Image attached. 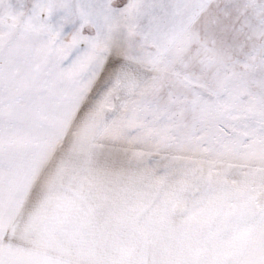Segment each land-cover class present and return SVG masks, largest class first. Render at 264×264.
I'll return each mask as SVG.
<instances>
[{"label": "snow or ice", "instance_id": "1", "mask_svg": "<svg viewBox=\"0 0 264 264\" xmlns=\"http://www.w3.org/2000/svg\"><path fill=\"white\" fill-rule=\"evenodd\" d=\"M250 120L260 165L229 182ZM54 155L62 193L24 220ZM230 198L258 245H153L177 209L219 234ZM0 264H264V0H0Z\"/></svg>", "mask_w": 264, "mask_h": 264}, {"label": "rangeland", "instance_id": "2", "mask_svg": "<svg viewBox=\"0 0 264 264\" xmlns=\"http://www.w3.org/2000/svg\"><path fill=\"white\" fill-rule=\"evenodd\" d=\"M253 90L257 91L256 89ZM166 92L167 89H165L161 95H166ZM245 99H247V97H245ZM185 119L190 121V114L186 115ZM246 123V131H248L249 134H242L240 135L239 139L242 145H251L252 148L249 149L248 147H241L238 151L229 154L227 158L233 166L231 168L222 167V174L229 182L239 183L243 179V173L249 172L251 169H254L260 165L257 151L259 148V141L251 134V130L255 127V124L251 120L247 121ZM224 131L229 137L237 135V133L233 132V130L230 128H225ZM67 154L66 146L63 159L67 158ZM63 159L55 155L50 157V162L45 165L43 175L35 184L32 194L29 197L26 209L24 213H22L24 220L27 219L29 212H34L39 209L41 205L45 204L51 195L54 193H62V190L66 184V177L62 178L60 174ZM163 163L164 161H161V164ZM105 171L110 172L112 175L118 174L111 166L106 168ZM122 171L124 173L138 172L140 171V168L137 166H132L130 168H125ZM221 202L222 203H220V205L223 206V209L230 207L231 211L233 212V217H236V220H233L232 225L226 230L220 232L221 234L226 235V239H223L224 242L217 241V237H219L221 234H216L215 239H213L215 243L209 245V247L215 249L216 251L237 252L239 251L241 245L239 242H248V244L253 246L258 245L260 243L261 236L257 224H255L253 220L252 222L247 220L248 218L250 219L252 217L249 209L243 206L242 202L236 198L226 199ZM109 209H107L106 206L102 212L98 214L97 218L102 219L104 215L108 214ZM167 218L170 219V215L165 219ZM170 223V220H165V223H163V221L161 222V224L158 226V234L153 239V245L155 247H159L161 244L166 243H174L180 246L190 245L192 240L187 238L186 232L184 231V235H182V231L180 229H172ZM239 233L240 235L243 234L242 238L236 236Z\"/></svg>", "mask_w": 264, "mask_h": 264}, {"label": "crops", "instance_id": "3", "mask_svg": "<svg viewBox=\"0 0 264 264\" xmlns=\"http://www.w3.org/2000/svg\"><path fill=\"white\" fill-rule=\"evenodd\" d=\"M222 203V202H220ZM109 207L111 208V205L107 206V209H109ZM223 211V206L219 205L218 208H210L207 210V215L209 217H213L216 215L217 211ZM184 212L181 209H177L175 212L170 214V219H164L163 223H165V220H170V226L172 227V229H180L182 232V235H184V226H183V220H184ZM236 217H232V221L236 220ZM248 221L252 222V217L249 219H247ZM231 228V227H230ZM226 230V229H225ZM180 233V234H181ZM221 234V233H219ZM186 236L188 239L192 240V242L190 244H196V243H207L208 245L214 244L215 241H213V239H215L216 234L213 235H207V229L204 230H200L197 229L195 232L189 233L186 232ZM239 238L243 237V234L240 235V233L238 235H236ZM247 238V237H246ZM223 239H226V235L221 234L219 235V237H217V241L221 242L223 241ZM199 240V241H198ZM224 242V241H223ZM241 244V242H239ZM248 243V242H245ZM220 244V243H219Z\"/></svg>", "mask_w": 264, "mask_h": 264}]
</instances>
